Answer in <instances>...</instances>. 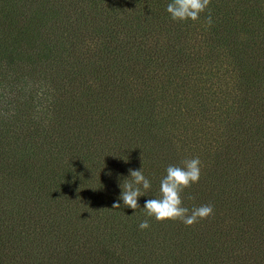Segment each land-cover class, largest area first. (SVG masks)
Listing matches in <instances>:
<instances>
[{
  "label": "trees",
  "instance_id": "trees-1",
  "mask_svg": "<svg viewBox=\"0 0 264 264\" xmlns=\"http://www.w3.org/2000/svg\"><path fill=\"white\" fill-rule=\"evenodd\" d=\"M171 2L0 0V264H264V0ZM193 157L184 206L214 214L147 217Z\"/></svg>",
  "mask_w": 264,
  "mask_h": 264
},
{
  "label": "clouds",
  "instance_id": "clouds-1",
  "mask_svg": "<svg viewBox=\"0 0 264 264\" xmlns=\"http://www.w3.org/2000/svg\"><path fill=\"white\" fill-rule=\"evenodd\" d=\"M211 0H172L167 5L170 18L176 22L188 20L197 21L201 13L210 6ZM207 24L211 26V14L207 16ZM202 161L199 157L185 159L180 165H169L166 175L160 181L159 197L148 199L143 208L147 217L154 218L157 222L180 221L185 226L191 227L201 220L214 214V206L203 204L191 210L184 206L182 193L199 183L201 178ZM130 178L124 179L120 184L122 192L118 201H123V206L136 210L140 207L138 198L151 188V182L143 174V170L129 169ZM194 199V197H189ZM121 203L116 202L111 209H120ZM150 227L149 220L145 219L139 224L141 230Z\"/></svg>",
  "mask_w": 264,
  "mask_h": 264
}]
</instances>
